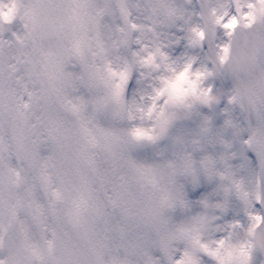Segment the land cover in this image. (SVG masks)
I'll return each instance as SVG.
<instances>
[{
	"label": "clouds",
	"instance_id": "obj_1",
	"mask_svg": "<svg viewBox=\"0 0 264 264\" xmlns=\"http://www.w3.org/2000/svg\"><path fill=\"white\" fill-rule=\"evenodd\" d=\"M0 264H264V0H0Z\"/></svg>",
	"mask_w": 264,
	"mask_h": 264
}]
</instances>
